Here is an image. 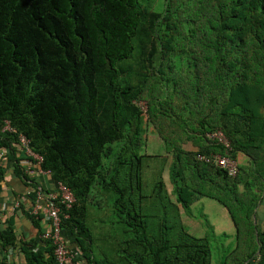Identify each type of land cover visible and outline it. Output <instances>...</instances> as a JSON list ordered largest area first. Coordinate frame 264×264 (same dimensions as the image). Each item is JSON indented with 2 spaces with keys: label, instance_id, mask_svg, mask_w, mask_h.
<instances>
[{
  "label": "trees",
  "instance_id": "16d2710c",
  "mask_svg": "<svg viewBox=\"0 0 264 264\" xmlns=\"http://www.w3.org/2000/svg\"><path fill=\"white\" fill-rule=\"evenodd\" d=\"M218 131L230 149L208 137ZM154 134L164 157L145 151ZM21 135L41 169L74 193L62 234L82 264H212L211 238L181 220L204 199L227 211L236 232L216 264H264L255 221L264 195V0H165L161 12L139 0H0V151L14 152ZM226 152L236 176L199 159ZM160 158L169 183L162 169L148 171ZM14 173L34 201L39 185L18 159ZM90 208L111 224L91 227ZM25 214L40 227L41 215ZM40 231L22 242L24 264H57ZM0 246L16 247L15 234L0 232Z\"/></svg>",
  "mask_w": 264,
  "mask_h": 264
},
{
  "label": "built area",
  "instance_id": "2783aa9c",
  "mask_svg": "<svg viewBox=\"0 0 264 264\" xmlns=\"http://www.w3.org/2000/svg\"><path fill=\"white\" fill-rule=\"evenodd\" d=\"M145 110V108L143 109ZM6 129H10V124L6 123ZM208 137L226 149H230V143L226 136L221 132H215L209 134ZM19 144L22 151L26 154V158L21 162L26 174H30L32 171L31 166L37 165L39 167L38 172L40 175H50L49 172L43 171L40 167L43 162V158L34 153L29 145V141L25 136L19 137ZM4 157V150L0 151V159ZM200 160H204L207 163H215L217 166L226 170L230 176H236L239 172L238 162L232 159L228 152L225 155L211 154L208 157L199 156ZM1 168V160H0ZM33 172V171H32ZM54 184V189L46 192L47 196L44 194L42 186H38L36 191V198L32 202V205L29 208L30 215L39 216L45 223V228L42 230L41 239L49 241L54 247V255L56 258L57 264H77L76 257L80 254L73 249L69 241L63 236L62 232V222L64 219L68 218V214L63 212V210L68 211L72 209L76 198L72 190L64 185L63 183L57 182ZM20 207V202L14 204L13 209H18ZM3 209L0 208V222L3 216ZM6 252V251H5ZM13 248H10L6 257L10 262L13 256Z\"/></svg>",
  "mask_w": 264,
  "mask_h": 264
},
{
  "label": "crops",
  "instance_id": "0c3cea01",
  "mask_svg": "<svg viewBox=\"0 0 264 264\" xmlns=\"http://www.w3.org/2000/svg\"><path fill=\"white\" fill-rule=\"evenodd\" d=\"M13 148L14 152H12V150L4 149V157L0 159V208L4 211L2 220L0 222V232L6 234H15L16 247L13 248L14 252L11 261L17 264H24V256L20 251L22 242H29L30 240L39 236L41 232L40 230L45 228V223L41 219V221L38 222L40 227H38L25 214L26 212L30 214L29 208L33 202L30 199V192L32 188H30L24 180L15 175L14 163L17 159L23 162L27 158L26 154L22 151L20 144L14 145ZM21 165L23 164L21 163ZM31 168L33 172L31 171V173L28 175L33 180H35L39 186H42L45 192H49L54 189V184L50 175H40L38 172L39 167L37 165H32ZM16 202H20V207L14 210L13 207ZM214 206L216 205L210 203L208 208L211 211L217 210L219 214L224 212L227 213V211L222 206V209ZM255 221L260 229H264V195L262 201L256 209ZM192 223L194 224V227H196L195 222L192 221ZM232 227L235 231L234 225ZM222 231L223 230H220L218 234H222ZM64 237L67 239V241L70 239L68 230L65 232ZM70 243L71 242L69 240V244ZM70 246L75 249L78 254H80L79 256H82L79 247L72 245V243ZM40 247L43 248L42 245ZM6 253L7 252L3 251L0 246V261L3 257L7 256ZM79 256L75 258L76 262L77 264H82V260L85 261V259L83 257L78 259ZM252 264L260 263H258V261H253Z\"/></svg>",
  "mask_w": 264,
  "mask_h": 264
},
{
  "label": "rangeland",
  "instance_id": "374dc122",
  "mask_svg": "<svg viewBox=\"0 0 264 264\" xmlns=\"http://www.w3.org/2000/svg\"><path fill=\"white\" fill-rule=\"evenodd\" d=\"M142 7H150L152 10L161 12L163 10V6L165 3V0H139ZM186 150H192L194 149L191 144H186L184 146ZM164 145L160 141L159 137L154 134L153 137H151L150 141L148 142V147L145 150L146 153L149 155H153L157 153L158 155H161V157H164L166 155V152L164 151ZM242 160V158H241ZM169 160L167 159H158L154 160V162H151L150 174L158 173L162 169V173L164 176V179L167 183H169L168 180V168ZM164 169V172H163ZM148 190H151L152 183H149L148 179ZM216 205L214 207H219V209H222L219 204L212 200H202L200 201V204H198L190 214L189 216H182L181 220L185 226V228L194 236L196 237H203L208 234V236L211 238L213 243V263L216 264L215 259L222 251L223 247H232L236 244V232L233 230V225L231 222V219L229 218L228 214L226 212L219 214L218 211H211L208 208L209 204ZM99 210L95 208H90L89 211V217L88 220L91 221V227H107L108 224H111V220H108L105 216L104 212H98ZM99 214V216H95V214ZM112 219V218H111ZM192 221L195 222L196 227H194V224ZM107 225V226H105ZM222 231V234H218ZM95 254L96 256L98 254V249L95 248ZM100 256V255H99Z\"/></svg>",
  "mask_w": 264,
  "mask_h": 264
}]
</instances>
